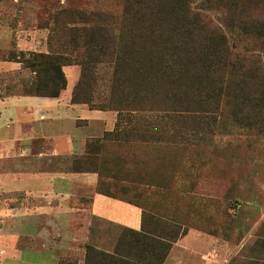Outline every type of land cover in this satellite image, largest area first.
<instances>
[{
  "label": "trees",
  "instance_id": "1",
  "mask_svg": "<svg viewBox=\"0 0 264 264\" xmlns=\"http://www.w3.org/2000/svg\"><path fill=\"white\" fill-rule=\"evenodd\" d=\"M196 1L123 0L119 14L52 3L36 26L48 30V52L11 50L6 58L28 75L19 71L0 96L58 97L66 86L63 66L78 65L71 103L118 113L157 112L156 125L149 118L141 121L142 135L158 129L168 138L169 129V138L185 142L187 117L199 119L191 130L206 120L205 128L212 131L223 107L232 127L264 133V17L243 19L235 0L226 19L206 20V9H197ZM104 71L109 78L101 89ZM141 208V229L124 228L140 243L138 254L129 255L119 245L112 253L85 245L84 264H161L178 236L145 232ZM260 227L238 264H264V220ZM149 253L152 263L145 260Z\"/></svg>",
  "mask_w": 264,
  "mask_h": 264
},
{
  "label": "rangeland",
  "instance_id": "2",
  "mask_svg": "<svg viewBox=\"0 0 264 264\" xmlns=\"http://www.w3.org/2000/svg\"><path fill=\"white\" fill-rule=\"evenodd\" d=\"M122 1L0 0V26L8 24L14 33L19 31L25 36L36 29L38 20H44V9L52 3L68 8H94L119 14ZM234 1L197 0L194 6L200 10L206 9V20L218 17L226 19L229 15L227 7ZM238 1L239 7L244 10L243 19L259 21L264 17V0ZM235 17L237 20L238 17ZM8 53H0V57H7ZM78 67L76 71L79 72ZM21 71L23 77L28 75L27 70ZM19 73L18 70L11 73L0 71V95L5 94L7 82L16 75L18 77ZM106 73L100 74L104 83L99 86L101 89H105L109 78ZM73 74L66 70L69 85L63 97H70L71 87L78 77L76 75L74 79ZM72 107L60 109L66 120L80 114L78 108L73 110ZM226 111V107H223L218 112V122L212 131L205 128L206 120L202 121L199 128L196 126L197 130H191V125L197 124L199 119L187 117V128L184 130L188 138L185 142L183 138H169L173 133L169 129L166 131L168 138H161L158 129L142 135L139 129L141 121L149 118L156 125L159 119L157 112L115 111L118 114L115 129L105 133L102 140L94 141L89 148L93 154L90 153L87 161L88 168L100 175V190L107 189L114 196L143 207L146 214L145 232L167 239L177 235L179 239L183 231L198 229L221 241L219 249L216 247V252L210 250L208 254L210 258L215 257V263L238 264L264 220V133L254 134L232 127ZM8 112H4V117ZM159 115L169 117L166 112H160ZM81 125L85 126L86 123ZM91 126L92 129L99 127L95 123ZM25 225L23 222L18 226L22 234H27L29 225ZM80 226L81 221H72L69 236L65 234L61 237L55 231H50V243L46 246L57 251L59 262L84 263L85 244L73 242V228ZM94 227L98 232L93 234L98 239H104L105 246L109 245L114 250L119 245L129 255L138 254L140 243L135 241L132 233H125L124 228L100 222ZM11 238L0 240V244L11 242ZM41 242L21 236L17 249H6V255H9L6 264H43L52 249L30 248H41ZM76 245L80 247L77 249ZM145 255V260L152 263L153 254ZM233 258L238 260L233 261ZM25 260L32 261L28 263Z\"/></svg>",
  "mask_w": 264,
  "mask_h": 264
},
{
  "label": "crops",
  "instance_id": "3",
  "mask_svg": "<svg viewBox=\"0 0 264 264\" xmlns=\"http://www.w3.org/2000/svg\"><path fill=\"white\" fill-rule=\"evenodd\" d=\"M17 32L8 24L0 26V53L13 49L48 52L47 29L36 28L25 36ZM76 67L63 66L66 86L58 97L0 96V240L12 237L11 242L0 244L3 256L6 249L19 247L21 236H27L43 241L41 248H30L52 249L43 264H59L57 251L46 244L50 243L51 230L61 237L70 233L72 221H81L79 228H73V242L81 241L108 253L113 250L105 246L104 239L93 234L98 232L94 224L141 229L142 208L106 194L107 189L100 190L99 173L88 168L87 159L93 154L89 148L95 140L115 129L118 114L71 103L72 90L80 74V68L78 72ZM67 69L74 73V79L78 75L69 98L63 97L69 85ZM17 70L21 71L20 63L0 57V71ZM70 106L73 110L78 108L80 114L66 120L60 109ZM7 110L9 114L4 117ZM93 123L99 125L98 129H92ZM23 222L29 225L27 234L18 230ZM219 242L215 236L189 228L172 243L162 264H217L215 257L210 258L208 254L210 250L216 252V247L219 249ZM3 256L0 264H6L9 257Z\"/></svg>",
  "mask_w": 264,
  "mask_h": 264
}]
</instances>
